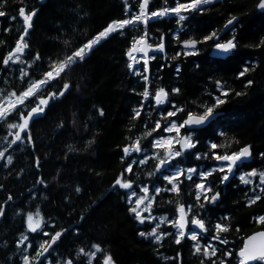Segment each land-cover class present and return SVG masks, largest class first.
I'll use <instances>...</instances> for the list:
<instances>
[{"label":"trees","instance_id":"1","mask_svg":"<svg viewBox=\"0 0 264 264\" xmlns=\"http://www.w3.org/2000/svg\"><path fill=\"white\" fill-rule=\"evenodd\" d=\"M141 1L0 0L2 10L7 13L0 17V102L8 99V93L15 91L19 94L28 86L26 81L21 82L18 71L12 73L3 69V58L23 35V19L18 14L20 7H25L29 12L38 10L27 37L29 48L24 56L26 62H31L37 52L41 54V61H37L29 70L33 79L38 80L43 78L45 71L66 59L110 22L128 18L125 13L128 3L138 13ZM257 2L215 0L204 6L203 11L184 13L190 18L183 22L184 30L179 32L180 24L174 15L147 24L140 23L135 28H125L123 34L113 33L95 46L85 60L67 69L62 79L47 88V92H51L54 88H62L64 83L71 85V90L62 100L51 104L42 119L31 123L35 151L30 146L17 145L10 150L13 164L7 168L0 165V205L9 195L13 197L4 217L0 219V264H22V257L17 255L18 238L27 232V215L36 214L37 211L45 221L44 230L50 235L28 233L34 242L30 264L38 260L36 253L40 251L39 245L45 240L51 243L50 236L56 231H61L62 237L55 245L52 263L62 261L66 264L68 254L76 256L81 247L91 249L93 243H99L105 251L97 257L96 264H102L103 258L109 255L113 258L112 264H173L171 259L164 260L163 256L174 257L177 252L182 254L183 264H201L203 257L194 254L191 240L178 246L169 237L157 245L141 237L140 231L150 232L157 220L143 225L136 221L128 211L131 205L127 201L126 190L116 187L104 193L121 172L134 182L136 191L140 185L170 188L163 175H169L172 169L158 173L156 165L159 159L154 158L157 154L163 158L164 151L152 148L150 141L153 137L144 138V133L150 131L154 121L160 118V113L156 111L151 116L147 115L154 100L146 103L140 118L133 119V109L140 107L143 100L140 93L144 88L149 87L154 96L155 91L163 87L175 104L185 106L194 113L199 110L198 114H202L203 105H214V97L220 95L216 81L230 90L227 97H222L226 103L216 109L223 111L221 117L202 130L197 149L170 163L173 168L179 164L182 168L209 170L216 167L217 162L212 159L198 161L194 153L209 152L210 142L224 145L216 150L217 154L238 152L242 146L250 144L251 159L236 169V175L229 181L221 184L225 173L219 171L209 178L213 191L221 193L220 200L215 205L205 204V210L198 206L195 208L196 213L206 217L212 235L216 234L215 223L226 217L223 224L229 231L220 235L229 243H213L225 253L231 251L232 255L225 257L218 253L214 259L223 258L226 264H239L237 251L244 237L264 228V224L256 219L264 215V192L256 188L259 180L245 185L238 176L253 169L264 171V157L260 155L264 153V46L257 47L264 39V11L257 9ZM175 4L176 0H149L148 7L149 11H159ZM13 15L17 16L16 20L11 19ZM233 15L238 18L235 32H223L221 40L235 35L238 47L227 58L211 57L209 50L213 42H208L198 44L195 56L181 55L172 59L176 52L184 51L180 42L202 39L212 31L221 32L224 23ZM174 34L178 40L173 38ZM140 36H145L152 45L159 44L160 38L164 37L165 52L156 51V58L150 60L148 84L142 76L134 75L127 67L133 62L128 56L129 49L134 38ZM20 66L10 67L18 69ZM134 66L139 69L138 64ZM177 66L179 72L176 71ZM244 66L254 70L237 79L238 72ZM248 80L253 81L251 86H246ZM177 87L181 91L173 93L171 90ZM235 92L243 95L236 96ZM38 99L35 97L29 101V108L35 106ZM171 107V104L161 106V113H166ZM100 109L104 112L102 117L99 115ZM180 115L186 118V113ZM18 122H21L19 113H13L0 122V151L3 145L10 142L5 138L15 131L9 129L8 124ZM220 129H223V134ZM164 134L161 132L159 135ZM156 135L153 133V136ZM138 138H143L142 147L147 149L148 159L143 165L133 164V172L128 173L125 172L127 164L144 157L135 152L124 157L123 148ZM90 140L93 143L89 144ZM22 148L26 150L21 151ZM37 156L41 161L39 171L35 168ZM149 173L156 175L150 176ZM37 179H43L47 187L36 185ZM194 182H200L198 176H194L193 181L184 179L178 194L170 191L155 194L152 215L174 219L180 204L196 205ZM77 186L81 188L79 194L76 192ZM254 188L259 190L262 198L255 204H249ZM32 189L36 191L30 193ZM81 217H84L82 221ZM75 225H79L78 229ZM161 227L165 232L176 231L170 224ZM68 229L73 230L66 231ZM210 240L211 235L202 243L207 245ZM87 259L80 256V264H86ZM176 264H179V260ZM257 264L264 262L258 261Z\"/></svg>","mask_w":264,"mask_h":264},{"label":"snow or ice","instance_id":"2","mask_svg":"<svg viewBox=\"0 0 264 264\" xmlns=\"http://www.w3.org/2000/svg\"><path fill=\"white\" fill-rule=\"evenodd\" d=\"M127 2V0H126ZM213 3V0H188L187 3H181L180 0H176L175 7H164L159 11H149V0H143L139 4V12L137 13L135 9L128 3V6L125 8V13L128 18L118 19L110 22L107 27L100 31L95 37L87 40L81 47L73 51L71 55H68L67 58L63 61H60L58 65L53 66L51 70L45 71L43 73V78L33 79L30 74V69H32L33 64L37 61H41L42 56L39 52L36 53L35 58L31 62H26L24 59L25 52L29 48V44L26 42L27 37L30 34L32 29V22L34 17L37 15V11L29 12L25 7H20L18 10L19 17L23 19V35L20 36L19 40L16 42V45L11 49L8 54L3 58V69L15 73L19 72L21 82H27L28 86L26 90L17 92L8 93V99L0 102V122L5 121L7 117L13 113H19L18 123L8 124L9 129L15 131L10 132L9 136L6 137V140H10L9 143L3 145V150L0 151V165H3L5 168L13 164V155L10 150H13L17 145H26L30 146L33 151H35V141L31 135L30 125L33 121L37 119H42L46 114L48 107L62 100L67 93L71 90L70 83H64L62 88H54L53 91L47 92V88L52 86L58 79H62V74L69 68H71L76 63L82 62L87 58L95 46L99 45L102 41L108 38L111 34L120 32L123 34L125 28H135L140 23H150L155 22L159 18L166 16L174 15L177 19L180 28L177 29V32L184 30V21L189 19V16H186L184 13H194L197 11H203L204 6L210 5ZM259 10H264V0H259L257 5ZM3 4L0 3V17H4L7 13L2 10ZM12 20H16L17 16L13 15ZM238 23V18L233 15L231 19L227 21L224 29L221 32L212 31L210 34L205 35L202 39H188L180 42L184 51L176 52L175 56L172 59H176L181 55L195 56L198 53V44H206L208 42H213L214 50L219 54H230L238 47V42L236 36L233 35L232 38L228 39L226 42H222L221 37L224 31L235 32L236 24ZM174 39L178 40V36L174 34ZM160 43L156 45L155 51L163 53L165 52V43L164 37L160 38ZM264 46V39L260 41V44L257 47ZM152 45L147 43L145 36H140L138 39L134 38V42L129 49L128 56L129 59L133 62H130L127 67L128 69L136 76H142V79L146 84L150 83V77L148 75L150 68V60H154L155 55L149 57V49H152ZM135 53H143V68L137 69L134 65L141 63V58H138ZM249 62H246V64ZM21 65L18 69L12 68V65ZM254 70L249 66H244L242 71H239L237 74V79L245 77V75L250 71ZM176 71L179 72L180 68L177 66ZM253 83L252 80H248L246 86H251ZM217 90L220 95L215 96L214 105H203L204 111L202 114H194L193 110L188 109L185 106H180L175 104L169 98V92L165 91L163 87L155 91L154 96L151 94L149 87H145L142 95L143 100L140 101V107L133 109V119H138L141 117L142 111L145 109L146 103L151 99L154 100V105L147 111V115L151 116L153 111L160 113V118L154 121V127L150 131L144 133V138L153 137L150 141L152 148L156 150H163L164 156L160 158L159 155H155L154 158L159 159V164L156 165L158 173H163L166 170L172 169L171 174L163 175V180L170 185V188H162L157 185H152L150 188L147 185H140L139 191L143 195H139L134 187V182L121 174L114 181L113 190L118 187L120 189L126 190V198L131 205L128 209L129 213L134 216L135 220L138 221L141 225L145 223H152L157 219L159 222L155 223L151 228L150 232L140 231L139 235L145 239H150V242H154L157 245H160L163 240L167 238H172L176 245H182L186 240H191L193 242L192 247L194 248V254L200 255L203 257L201 264H226V260L221 258L219 260L214 259L217 257V254L220 253L222 256L230 257L232 255L231 251L224 252L223 249L219 248L213 241L227 245L229 241L221 236V233H226L229 231L228 227L223 224V220L226 217L221 218V222L215 223V235H212V228L210 224H206V217L204 215H199L195 212V208L198 206L199 209L205 210V204L215 205L219 200L221 193L217 191L213 195L209 193L213 192L212 183L209 181V178L213 176V173L219 171L225 173L221 180V184H225L233 176L236 175V169L240 168L247 159H250L252 152L249 146L241 148L238 152H232L231 154H217V149L224 147V145L217 142L209 143V152H200L196 151L194 153L196 160L202 159H212L218 163V166L213 167L209 170L198 169L197 167H187L182 168L177 164L174 168L170 163L176 158H182L186 153H191V150L197 149L199 144V136L202 134L207 126L211 125L214 121L219 119L222 115L220 111H217L221 105L226 103V100L222 97H227L230 93L229 89H226L220 81H216ZM173 93H179L181 90L173 88L171 90ZM47 92L46 95L42 93ZM2 94V90H0ZM236 96L243 95L241 92H235ZM15 97V99H12ZM39 97L38 103L35 106L29 108V101L33 98ZM166 104H171L172 107L166 111V113H161V106ZM199 110H197L198 113ZM186 113V118H183L180 114ZM99 115L102 117L104 112L102 109L99 110ZM148 123L147 121L145 122ZM62 127V125H61ZM223 134V129L219 130ZM167 133L169 135L160 136L159 134ZM153 133H156V136H153ZM174 134V135H173ZM26 135V138H25ZM142 139L138 138L135 142L130 143L128 146L123 148V156L128 157L133 152L143 156L144 159H136L132 163H128L125 168V172H133V164L143 165L147 162L148 151L142 147ZM93 141H89V144ZM26 149L22 148L21 151ZM264 157V153L260 154ZM6 160V163H5ZM35 168L37 171L41 168L40 158L37 156L35 159ZM150 176L156 175V173H149ZM198 176L200 182L195 183V200L196 205L193 204H180L176 208L177 217L174 219H169L167 216L156 217L152 215L153 210V201L156 199L151 193L154 192L157 195L170 191L172 193H179L181 190V185L184 179L193 181V177ZM259 176V184L256 185V188H259L261 192H264V171L257 172L255 169L252 171L242 174L239 176V180L245 184L249 185L253 183L252 178ZM36 185H43L47 187L43 179H37ZM36 190H30V193H34ZM76 192L79 194L81 188L77 186ZM35 198V196H33ZM262 198L261 194L258 193L255 188L252 189V196L249 198V204H255ZM13 201V197L9 195L7 200L3 205H0V219L5 215L6 208L8 204ZM192 213L191 217L189 214ZM23 215V212L19 213ZM146 214V215H145ZM36 216H39V211L36 212ZM84 217H81V221ZM257 219V222L264 224V215H260ZM27 232L22 234L18 238L17 248L19 257H22V264H30V256L32 255V248L34 247V242L28 233L34 235H43L49 236L50 234L44 230L45 221L43 219H34L32 213L27 215ZM170 224L174 232H165L162 230V225ZM189 225L191 227H189ZM78 229L79 225L74 226ZM73 229H68L66 231H72ZM79 234L78 231L76 233ZM211 235V240L204 245L203 240ZM257 236L264 238V231L258 232L256 235L251 236L245 241L244 247L240 250V257L242 258L240 264H247L251 261H264V245H261L259 248H256L254 245H250L251 241H255ZM62 237L61 231H56L54 235L50 236L51 243L45 240L39 245L40 251L36 253L38 258L37 264H45L47 261L48 264H52V254L56 252L55 245L59 242ZM46 245V246H45ZM105 250L99 243H93L91 249H86L81 247L79 253L76 256L72 254L67 255L66 264H80L79 257L84 256L88 257L86 264H96L97 257L103 254ZM63 255V254H61ZM164 260H172L173 264H176V261L179 260V264H183L182 254L177 252L174 257H169L167 255L163 256ZM112 257L105 256L102 260V264H111ZM60 264H63L61 261Z\"/></svg>","mask_w":264,"mask_h":264},{"label":"water","instance_id":"3","mask_svg":"<svg viewBox=\"0 0 264 264\" xmlns=\"http://www.w3.org/2000/svg\"><path fill=\"white\" fill-rule=\"evenodd\" d=\"M143 2V0L141 1V3ZM258 3H259V0H258V2H257V4H256V7H257V5H258ZM257 9H258V7H257ZM259 10V9H258ZM260 11H264V10H260ZM231 19V18H230ZM229 20V19H228ZM227 20V21H228ZM227 21L224 23V25L222 26V30L224 29V27H225V25L227 24ZM227 33V32H230V31H224V33ZM233 36H230V37H228L227 39H225V40H223L222 42H226L228 39H230V38H232ZM145 40H146V38H145ZM146 42H147V40H146ZM148 43V42H147ZM152 52H153V47H152V49H149V57H151V54H152ZM143 54V53H142ZM209 55L211 56V57H214V58H219V59H225V58H227L228 56H229V54H227V55H225V54H219V53H217L215 50H214V47H213V45L211 46V48H210V50H209ZM148 75H149V73H148ZM221 113H223V111H220ZM194 114H198V113H194ZM245 146H249L250 147V150H251V146H250V144H246V145H244V146H242L241 148H243V147H245ZM240 148V149H241ZM239 149V150H240ZM238 150V151H239ZM252 152V151H251ZM252 157V156H251ZM251 159V158H250ZM250 159H247L245 162H248ZM217 162V161H216ZM217 163H219V162H217ZM121 174H123L122 172L119 174V176L118 177H120L121 176ZM117 177V178H118ZM116 178V179H117ZM115 179V180H116ZM114 180V181H115ZM114 181L111 183V185L107 188V190L105 191V193H104V195L106 194V193H108L109 191H111V190H113V185H114ZM260 231H264V228H261V229H257V230H254V231H252V232H250V233H248L245 237H244V239H243V243H242V245H241V247L238 249V251H237V254H238V256H239V258L240 259H242L241 257H240V255H239V253H240V250L244 247V244H245V241H247L248 240V238L249 237H251V236H254V235H256L258 232H260ZM250 245H254L256 248H259L261 245H264V238H260L259 236H257V239L255 240V241H251L250 242ZM258 261V260H257ZM257 261H251V262H247V264H255Z\"/></svg>","mask_w":264,"mask_h":264},{"label":"rangeland","instance_id":"4","mask_svg":"<svg viewBox=\"0 0 264 264\" xmlns=\"http://www.w3.org/2000/svg\"><path fill=\"white\" fill-rule=\"evenodd\" d=\"M213 1H215V0H213ZM181 3H182V2H181ZM185 3H187V2H185ZM175 6H176V4H175L173 7H175ZM102 30H103V29H102ZM102 30H101V31H102ZM99 32H100V31H99ZM99 32H98V33H99ZM98 33H96L93 37H95ZM93 37H92V38H93ZM92 38H91V39H92ZM222 41H223V40H222ZM132 44H133V43H132ZM150 44H151V43H150ZM82 45H83V44H82ZM82 45H81V46H82ZM151 45H152V44H151ZM81 46H79V47H81ZM152 46H153V52H152V53H153V55H154V53L156 52V51H155V47H156V45L153 44ZM79 47H78V48H79ZM78 48H77V49H78ZM77 49H75V50H77ZM75 50H74V51H75ZM70 55H71V54H70ZM134 55H136L138 58H141V61H142V57H143V54H142V53H135ZM64 60H65V59H64ZM142 62H143V61H142ZM138 65H139V69H142V68H143V66L140 67V63H139ZM12 99H15V97H12ZM167 135H169V134L165 133L163 136L166 137ZM173 135H174V134H173ZM0 149H1V148H0ZM217 166H218V165H217ZM250 171H252V170H249V171H247V172H241L238 176H240V175H242V174H245V173H248V172H250ZM256 171H257V170H256ZM257 172H261V171H257ZM169 174H171V173H169ZM252 180L256 182L257 180H259V176H257L256 179H255V177L252 178ZM137 192H138L139 195H143V193L140 192L139 190H137ZM145 215H146V214H145ZM33 216H34V219H42L40 216H36L35 214H33ZM159 217H160V216H159ZM157 222H159L158 219H157ZM27 223H28V222H27ZM263 262H264V261H263ZM34 264H37V262L34 263ZM52 264H60V263H52ZM111 264H112V263H111Z\"/></svg>","mask_w":264,"mask_h":264},{"label":"flooded vegetation","instance_id":"5","mask_svg":"<svg viewBox=\"0 0 264 264\" xmlns=\"http://www.w3.org/2000/svg\"><path fill=\"white\" fill-rule=\"evenodd\" d=\"M129 163H131V162H129ZM217 191H213V193L212 194H210V195H213V194H215ZM257 192H259V190L257 191ZM153 196L156 194V193H154V192H152L151 193ZM189 227H191L190 225H189ZM238 255V254H237ZM238 257V263L240 264V261H241V259L239 258V256H237ZM255 264H257V263H255Z\"/></svg>","mask_w":264,"mask_h":264}]
</instances>
